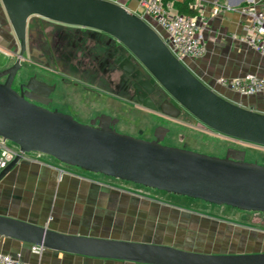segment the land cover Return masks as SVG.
<instances>
[{
    "label": "water",
    "instance_id": "obj_1",
    "mask_svg": "<svg viewBox=\"0 0 264 264\" xmlns=\"http://www.w3.org/2000/svg\"><path fill=\"white\" fill-rule=\"evenodd\" d=\"M18 40L15 63L0 71V136L19 147L0 169V181L31 152L91 173L130 181L218 205L264 212V164L246 160V151L230 148L217 156L162 143L168 131L149 140L119 132L105 114L100 123H84L71 114L30 101L13 88L27 48L31 16L89 27L119 39L171 97L148 109L177 119L185 111L205 127L264 146V112L237 103L206 84L168 45L161 29L112 0H0ZM35 90L36 87L28 85ZM159 132V133H158ZM0 234L32 245L89 257L141 264H264V251L211 253L146 241L70 234L0 214Z\"/></svg>",
    "mask_w": 264,
    "mask_h": 264
},
{
    "label": "crops",
    "instance_id": "obj_2",
    "mask_svg": "<svg viewBox=\"0 0 264 264\" xmlns=\"http://www.w3.org/2000/svg\"><path fill=\"white\" fill-rule=\"evenodd\" d=\"M128 1L127 7L133 10L137 2ZM191 3L195 8H190ZM249 4L264 9V0H190L189 8L201 21L207 50L202 57L184 60L220 94L264 112V92L244 96L219 83L222 77L264 75V57L243 40L252 22L243 10ZM44 19L34 15L29 22ZM18 43L0 1V68L16 59L11 52L18 50ZM2 153L0 147V157ZM116 179L65 165L44 153H29L0 181V214L70 234L163 243L202 252L264 248V228L250 218V223L243 224L212 216L140 194ZM0 250L26 263L141 264L48 248L35 251L32 244L11 237L2 238Z\"/></svg>",
    "mask_w": 264,
    "mask_h": 264
},
{
    "label": "flooded vegetation",
    "instance_id": "obj_3",
    "mask_svg": "<svg viewBox=\"0 0 264 264\" xmlns=\"http://www.w3.org/2000/svg\"><path fill=\"white\" fill-rule=\"evenodd\" d=\"M44 20L46 22L35 20L28 24L27 48L23 54L22 68L13 80L14 89L23 91L30 101L71 114L84 123L98 125L101 115L110 116L107 121L119 132H123L117 128L120 119L110 112L101 111L92 115L88 122L84 120L87 111L78 106L77 99L69 97L67 88H78L83 94L81 99L84 104L91 94H96L101 95L100 100L119 107L128 105L173 119L143 106L147 97L157 107L162 101L171 100V97L152 81L150 73L123 42L89 27ZM8 67L0 68V71ZM6 78L4 76L0 80ZM28 85L36 89L31 90ZM81 99L79 102H82ZM160 127L165 126H156L151 136L147 137H144L145 130L142 128L138 129V135L130 131L123 133L153 140L158 138L156 132ZM166 134L161 137L162 143H165Z\"/></svg>",
    "mask_w": 264,
    "mask_h": 264
},
{
    "label": "rangeland",
    "instance_id": "obj_4",
    "mask_svg": "<svg viewBox=\"0 0 264 264\" xmlns=\"http://www.w3.org/2000/svg\"><path fill=\"white\" fill-rule=\"evenodd\" d=\"M128 3L129 1H127V4ZM158 27L161 28L160 26ZM162 33L166 35L164 30ZM19 77L21 78V76ZM66 91L70 98L77 99L78 106L84 107V109L87 111L88 114H85L83 118L87 122L89 121L90 117L96 113L101 111L110 112L114 116L119 117L120 123L117 125V128L120 131H130L132 134L138 135V129L142 128L145 130L144 137H147L151 136L152 130L156 126L163 125L168 128V132L164 138L165 144L217 156H225L230 148L243 149L246 151V160L264 164V146L248 143L223 134H219L205 127L195 117L186 113L182 114L177 119H165L151 111L131 108L128 105L121 107L113 105L108 101L100 100L101 95L98 96L96 94H91L89 99L85 102L86 104H84L83 100L81 99L83 94L78 88L68 87ZM80 99L82 102H79ZM8 144L16 146V144L11 141H8ZM116 181L126 185L127 187L133 188L143 195H149L154 198L162 199L164 201L181 206H188V208L202 210L212 216H221V218L233 222L244 224V222L250 223V221H252L264 228V212L247 211L232 206H222L206 202L202 199L169 193L167 191L146 187L120 179H116ZM248 218H250V221L247 220ZM236 248L238 247L236 246ZM259 251H264V248L254 252ZM241 252L248 251H239L234 248L222 253Z\"/></svg>",
    "mask_w": 264,
    "mask_h": 264
},
{
    "label": "built area",
    "instance_id": "obj_5",
    "mask_svg": "<svg viewBox=\"0 0 264 264\" xmlns=\"http://www.w3.org/2000/svg\"><path fill=\"white\" fill-rule=\"evenodd\" d=\"M112 1L123 4V0ZM134 1L137 2V6L133 11L144 19L151 20L165 31L164 38L167 39L168 45L177 56L199 58L205 55L207 49L203 42L202 24L196 15L181 12L175 5L176 0ZM123 5L127 7V3ZM195 6V3L190 4V8H195ZM243 10L252 19L243 40L264 57V9H257L255 4H249ZM219 83L244 96L264 92V75L246 73L237 77H222ZM8 141L0 136V147L3 150L0 157V169L5 167L19 152V147L8 144ZM2 238L0 234V242ZM33 249L41 251L43 247L33 245ZM0 264L44 263H26L0 250Z\"/></svg>",
    "mask_w": 264,
    "mask_h": 264
},
{
    "label": "trees",
    "instance_id": "obj_6",
    "mask_svg": "<svg viewBox=\"0 0 264 264\" xmlns=\"http://www.w3.org/2000/svg\"><path fill=\"white\" fill-rule=\"evenodd\" d=\"M189 1L190 0H182V1L176 0L175 5L180 11L187 13V14L194 15V10L189 8Z\"/></svg>",
    "mask_w": 264,
    "mask_h": 264
}]
</instances>
